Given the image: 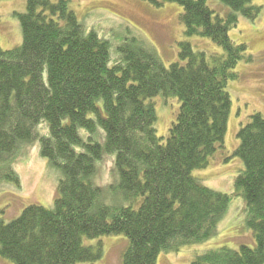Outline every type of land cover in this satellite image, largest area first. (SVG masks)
I'll return each instance as SVG.
<instances>
[{
    "label": "trees",
    "instance_id": "16d2710c",
    "mask_svg": "<svg viewBox=\"0 0 264 264\" xmlns=\"http://www.w3.org/2000/svg\"><path fill=\"white\" fill-rule=\"evenodd\" d=\"M145 1L181 8L184 38L168 66L133 38L113 49L86 29L68 0H26L25 11L14 13L21 44L0 46V179L19 183L12 163L33 141L59 172L52 207L32 203L8 222L0 209V256L14 264L95 262L101 243L83 239L105 235L126 237L121 264H156L161 253L216 234L231 196L207 187L193 171L224 149L226 87L238 62L249 58L229 31L239 16L255 19L261 6L219 0L229 8L221 15L206 0ZM194 36L220 52L194 50L188 40ZM157 95L178 101L165 140L147 101ZM237 137L233 155L243 168L234 195L244 199L255 243L195 252L190 264H264V117L251 114ZM104 157L112 159L111 202L94 181Z\"/></svg>",
    "mask_w": 264,
    "mask_h": 264
},
{
    "label": "rangeland",
    "instance_id": "374dc122",
    "mask_svg": "<svg viewBox=\"0 0 264 264\" xmlns=\"http://www.w3.org/2000/svg\"><path fill=\"white\" fill-rule=\"evenodd\" d=\"M207 5L221 15L229 8L219 0H206ZM70 9L87 30H96L112 44L113 49L125 38L136 39L153 50L168 66L178 58V42L183 40V26L178 16L179 5L165 3L155 7L145 0H68ZM261 6L255 19L239 16L238 23L230 29V39L244 43L248 59L238 62L236 78L229 80L227 91L231 107L224 135V149L218 150L209 158L205 168L196 169L193 175L202 183L218 192L231 196L226 212L219 220L216 234L203 243L181 247L176 252L161 253L156 264H190L195 252L208 248L229 247L237 249L240 244L253 246L252 230L245 223V202L240 194L234 195V180L243 168L241 159L233 155L239 140L237 131L248 122L253 113L264 117V0H254ZM26 0H0V46L12 49L21 44L22 34L19 20L14 13L25 11ZM194 50L220 52V49L207 38H188ZM115 58L114 52L112 54ZM155 108L157 120L155 130L164 140L171 122L178 110L175 97L164 98L157 95L149 100ZM45 130V124L40 126ZM19 183L0 179V209L2 219L8 222L17 217L23 208L34 203L50 208L57 193L59 172L49 166L47 158L40 154L39 142L26 144L12 163ZM112 159L104 157L97 163L95 183L103 191V199H114L109 186ZM86 245H102V257L95 261H82L75 264H121V257L127 245L124 235H105L95 239H83ZM0 264H14L0 256Z\"/></svg>",
    "mask_w": 264,
    "mask_h": 264
}]
</instances>
